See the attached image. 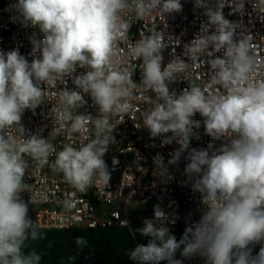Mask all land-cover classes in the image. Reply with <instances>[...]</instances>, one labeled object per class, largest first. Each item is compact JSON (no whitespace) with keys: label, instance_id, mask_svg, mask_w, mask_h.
Returning <instances> with one entry per match:
<instances>
[{"label":"clouds","instance_id":"9594fccd","mask_svg":"<svg viewBox=\"0 0 264 264\" xmlns=\"http://www.w3.org/2000/svg\"><path fill=\"white\" fill-rule=\"evenodd\" d=\"M225 3L233 13L243 14L245 10V0H221L215 10L207 0H196L208 19L201 27L203 35L185 46L194 61L209 46L215 51L225 50L224 58L211 62L217 70L213 79L227 88L224 94L195 86L179 95L170 93L166 81H172L186 65L177 58L162 67V33L153 31L134 46V56L143 62L142 86L159 98L144 112L143 126L152 138L162 136V144L179 145L168 164H177L186 154L187 180L201 193L206 206L200 219L187 226L177 240L164 226L175 220L157 205L154 218L145 220L139 229L147 244H138L130 253L137 264H183L177 252L183 258L200 255L207 264H264V80L248 83L258 66L254 46L250 36L234 39L235 25L223 15ZM130 8L142 18L154 10L167 15L179 13L183 5L181 0H17L9 5L8 10L17 13L10 17L13 23L38 27L43 36L37 38L33 33L29 38L31 61L18 49L0 50V264L41 262L35 250L24 251L26 241L40 238L37 225L28 215V202L21 195L29 187L24 182L28 167L25 156L47 164L55 146L38 134L26 132L21 117L26 109L34 112L44 101L42 83L71 76L77 67L89 69L74 79L80 91L63 92L66 108L60 127L53 133L84 134L91 121L94 135H84L87 142L78 148L65 145L56 154L54 167L80 192L95 183L109 182L103 157L109 144L116 143L112 135L115 125L109 116L130 108L126 98L133 83L132 74L126 69L116 70L111 57L121 29L128 27L121 23V14ZM83 93H89L99 106L100 116L94 120L73 112L86 103ZM196 113L204 118L205 131L213 139H223L229 133L233 137L211 153L189 150L196 135L193 129L200 126L192 119ZM12 126H18L27 138L17 142L6 136L4 131ZM208 149H214L213 144ZM153 163L156 174L172 179L163 156L157 154ZM85 243L77 238V244Z\"/></svg>","mask_w":264,"mask_h":264},{"label":"built area","instance_id":"2783aa9c","mask_svg":"<svg viewBox=\"0 0 264 264\" xmlns=\"http://www.w3.org/2000/svg\"><path fill=\"white\" fill-rule=\"evenodd\" d=\"M17 0H2L0 2V50L4 52L18 49L29 61L34 57L30 37L33 33L42 38L38 27L21 23H13L10 17L17 15L15 10H8L10 4ZM221 0H207L208 6L216 9ZM183 10L171 15L161 14L159 10L149 15L137 18L130 8L121 14V23L128 27L121 29V33L113 45L112 66L116 70H127L131 73L133 83L129 85V96L126 103L130 108L118 115H110L109 119L115 125L112 135L116 143H110L103 159L109 172L108 183L93 184L85 192L72 187L63 176V173L54 167L56 154L62 151L65 145L79 147L86 143L84 135H94V126L91 121L87 124L84 134H69L60 131L59 135L53 133L62 122L66 106L62 103L63 92L80 91L74 79L88 71L87 68L77 67L71 76H57L51 82L42 83L45 90L44 101L34 110L26 109L21 117V125L26 132L40 135L55 146V152L48 157L47 164L25 156L28 161L24 182L29 186L23 192L22 198L28 202V208L34 211L35 224L39 228L72 230L78 227L88 229H106L113 227H131L139 224L143 227L145 220L154 218L152 206H159L165 214L174 219L168 223L170 232L176 233L197 222L206 206L201 202V193L192 189L187 180L185 166L186 154L181 156L177 164H168L170 154L179 145L162 144L163 137L152 138L149 130L143 126L144 112L154 107L159 100L154 92L142 86L143 72L142 60L134 56V46L143 36L153 31L163 34L165 46L162 50V67L179 58L184 61V71L174 74V79L167 82L169 92L179 95L185 89L201 87L208 92L224 94L225 86L213 79L217 70L212 68L211 62L216 58H224L225 50L215 51L211 46L206 52L198 54L194 61L186 45H190L195 37L203 35L201 27L207 23L205 8L198 7L196 0H181ZM223 15L235 25L234 39H243L250 36V43L254 46L253 53L258 61L256 70L249 77V84L264 80V2L262 0H245L243 14L233 13L228 3H225ZM214 31V27L211 29ZM212 53L209 55L208 53ZM66 81V83H65ZM149 98H151L149 100ZM86 101L82 106L73 109L74 114H83L93 120L100 116L99 106L95 104L89 93H83ZM162 102V101H160ZM200 126L193 129L189 150L205 149L218 150L233 134H227L223 139H213L204 127V118L196 113L192 117ZM6 136L22 142L25 138L18 126H12L4 131ZM168 135H171L169 133ZM199 137V139L196 138ZM214 149H208L209 144ZM160 154L164 158L168 172L172 179L156 174L154 158ZM135 201H144L149 204L147 209L132 210ZM183 264H207L206 259L200 255L192 258H183L178 254Z\"/></svg>","mask_w":264,"mask_h":264},{"label":"crops","instance_id":"0c3cea01","mask_svg":"<svg viewBox=\"0 0 264 264\" xmlns=\"http://www.w3.org/2000/svg\"><path fill=\"white\" fill-rule=\"evenodd\" d=\"M28 215L35 223L32 208H29ZM140 228L142 226L139 224L106 229L78 227L62 230L37 227L40 238L26 241L24 251L28 253L35 250L41 256L40 264H71L69 248L71 233H73L76 248L79 252L86 253L88 264H137L130 258V253L138 244L148 242L147 238L140 235ZM177 233L178 231L173 233L176 238ZM77 238H83L86 243L77 244ZM178 254L179 252L176 257Z\"/></svg>","mask_w":264,"mask_h":264},{"label":"trees","instance_id":"16d2710c","mask_svg":"<svg viewBox=\"0 0 264 264\" xmlns=\"http://www.w3.org/2000/svg\"><path fill=\"white\" fill-rule=\"evenodd\" d=\"M1 1L2 0H0V2ZM182 235H183V229H180L177 233V240H179ZM69 255H70L71 264H88L86 253L79 252L76 248L75 237L73 233H71Z\"/></svg>","mask_w":264,"mask_h":264},{"label":"rangeland","instance_id":"374dc122","mask_svg":"<svg viewBox=\"0 0 264 264\" xmlns=\"http://www.w3.org/2000/svg\"><path fill=\"white\" fill-rule=\"evenodd\" d=\"M140 208L147 209V208H149V204L144 202V201L133 202L132 210H136V209H140ZM258 248H259V246H257V248H256L257 251H258Z\"/></svg>","mask_w":264,"mask_h":264},{"label":"water","instance_id":"95a60500","mask_svg":"<svg viewBox=\"0 0 264 264\" xmlns=\"http://www.w3.org/2000/svg\"><path fill=\"white\" fill-rule=\"evenodd\" d=\"M153 209H155V206H153Z\"/></svg>","mask_w":264,"mask_h":264}]
</instances>
